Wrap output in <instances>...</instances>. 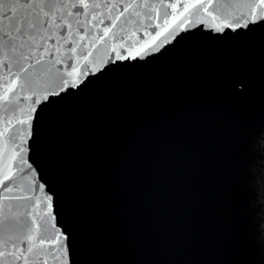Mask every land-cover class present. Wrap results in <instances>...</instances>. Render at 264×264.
<instances>
[{
  "label": "water",
  "instance_id": "obj_1",
  "mask_svg": "<svg viewBox=\"0 0 264 264\" xmlns=\"http://www.w3.org/2000/svg\"><path fill=\"white\" fill-rule=\"evenodd\" d=\"M88 3L72 27L87 35L61 41L59 63L45 56L20 75L19 55L0 45V252L26 250L36 233L60 236L49 264H264V20L224 26L258 0ZM77 62L87 75L60 91Z\"/></svg>",
  "mask_w": 264,
  "mask_h": 264
},
{
  "label": "snow or ice",
  "instance_id": "obj_2",
  "mask_svg": "<svg viewBox=\"0 0 264 264\" xmlns=\"http://www.w3.org/2000/svg\"><path fill=\"white\" fill-rule=\"evenodd\" d=\"M99 5H92V8H98ZM130 7V6H129ZM173 9L178 7L177 4L168 5ZM184 12H187L190 8L196 7L194 4H185ZM252 11L248 17V19L240 20L237 17V23L233 24L230 20L225 21V27H232L234 30L240 27H247L249 20L252 23H257L261 20H264V14L257 15L258 8H264V0H258V3L253 4L251 6ZM76 9H82V14L80 12H74ZM207 9H205L206 11ZM89 11L91 8L89 6L88 0H76L75 3L64 2V0H0V45L6 46L11 52L17 53L19 55V68L18 73L23 75L24 73H28L29 68L35 69L36 65H41L42 68L45 64L51 63L52 61H45V56H52L53 60H55L56 54L61 53V48H63L64 43H73L74 41L69 39V37L79 36V41L76 42V47H79V43H82L84 40V36L87 35V32L84 35H80L78 32H73L72 27L73 24L78 25L80 27L84 26L85 21L81 20L80 17H88ZM127 11V8L124 9ZM184 12H181L180 15L183 16ZM124 13L121 12V15ZM243 15V13L241 14ZM159 17L157 16V19ZM93 20H99V17L93 15ZM117 20L119 17L116 18ZM91 23V20L87 21ZM103 23V21H100ZM165 30L170 25V22L166 19L164 22ZM113 27H115V23H113ZM154 27L159 28L160 25H154ZM66 29L65 35H61V32ZM111 29H107L105 31V36H107L108 32ZM161 33H157V36ZM59 37V39L57 38ZM95 39V38H93ZM103 40V37L100 38ZM55 41V44H52V47H49V42ZM59 45V46H57ZM150 46V45H149ZM120 48H123V44L119 45ZM95 45H93V49ZM69 51L75 54L76 48H70ZM140 51H143L141 49ZM112 52L115 53V59H128L131 56V52L129 55H121L120 52L117 51L116 47L112 48ZM92 51H88L83 55V59L88 61V58L92 56ZM139 55V52L136 53ZM111 58V57H110ZM135 58V57H132ZM56 63H59V60H55ZM69 71L66 74H60V91H65L69 86H78L77 80H79L80 75H87L86 72H82V66L77 64H69L67 65ZM11 71V69H9ZM51 69H45V72H50ZM20 75L13 73L15 79H19ZM16 88L15 83L13 82L9 86L6 87L4 95L2 99L5 103L8 102V95L11 92H14ZM58 92H52L51 95H58ZM26 99H32V97H25ZM47 99V97H45ZM37 105L41 103L39 99L35 101ZM36 109H31L32 113H35ZM31 115L27 118L21 119L17 117L16 122L20 125H25L29 123L31 119ZM7 124L11 127H15L12 124L11 120L7 121ZM9 128L6 127L4 133L2 135H7ZM25 132L18 131L19 140L23 143ZM15 141L16 137H12ZM16 148L19 149V152H23L24 149L21 147L19 143L16 144ZM15 153V149L13 150ZM19 153H15L18 155ZM15 155L12 157L15 159ZM7 167V165H6ZM8 172H11V168L8 167ZM10 179V176L6 173L4 176V180ZM17 199H27L28 197H16ZM51 199V197H49ZM35 224V221H33ZM55 226V225H53ZM39 225L35 224V228L38 230ZM46 231V230H45ZM66 240L67 237L65 236ZM22 244H27V248L22 249L17 245H13V250H7L6 252H0V257L8 256L14 257L16 261H24V264H28L29 256L33 253L37 254L38 259H42L43 264H49L48 259L45 258V252H47V247H52L57 243H60V236L58 235L55 239H41L36 233H32L27 236L26 241H21ZM59 259V257H56ZM0 264H3L0 261Z\"/></svg>",
  "mask_w": 264,
  "mask_h": 264
}]
</instances>
